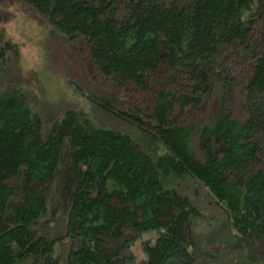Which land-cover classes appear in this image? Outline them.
I'll return each mask as SVG.
<instances>
[{
    "label": "trees",
    "instance_id": "trees-1",
    "mask_svg": "<svg viewBox=\"0 0 264 264\" xmlns=\"http://www.w3.org/2000/svg\"><path fill=\"white\" fill-rule=\"evenodd\" d=\"M22 1L82 43L90 72L151 102L143 116L129 111L145 126L131 123L138 138L68 111L45 139L27 95L0 92V264H60L62 239L36 227L66 143L67 264H182L199 217L178 191L190 181L207 191L232 236L264 249V0ZM11 49L0 35V65ZM163 67L170 73L160 83ZM238 89L245 122L230 110ZM213 96L220 104L210 120ZM91 100L120 117L115 96ZM127 231L159 232L143 243L146 261L129 263L108 247Z\"/></svg>",
    "mask_w": 264,
    "mask_h": 264
},
{
    "label": "rangeland",
    "instance_id": "rangeland-1",
    "mask_svg": "<svg viewBox=\"0 0 264 264\" xmlns=\"http://www.w3.org/2000/svg\"><path fill=\"white\" fill-rule=\"evenodd\" d=\"M0 35L4 44L13 48L7 52L6 62L0 65V92L17 89L27 95L29 106L41 117L45 139L54 124L68 111L86 113L101 128L138 138L136 128L145 126L134 120L129 111L139 116L147 114L150 96L117 92L110 81L100 77L96 71L90 72L85 59L86 50L78 40L70 41L58 33L47 19L22 0H0ZM169 73V69L163 67L156 79L162 83ZM237 76L240 80L244 78L243 69ZM110 95L117 99L120 117L111 114L108 107L91 100ZM219 104V98L213 96L206 108L207 119L214 118ZM243 104L244 95L238 89L234 96H230L232 119L238 122H245L248 118ZM133 122L136 128L132 126ZM67 147L66 143L49 194L46 215L36 227L39 236L49 240L62 239L55 247L60 264H67L72 247V242L66 238L69 206L65 190L71 166ZM178 191L199 213V217L192 221L190 240L185 246L188 264H264V249L252 247L231 235L224 214L204 188L190 181ZM158 235L159 232H152L135 236L127 231L120 239L107 243L110 249H121L124 256L131 258L129 263L144 262L147 257L143 243H153ZM185 260L182 264L187 263Z\"/></svg>",
    "mask_w": 264,
    "mask_h": 264
}]
</instances>
